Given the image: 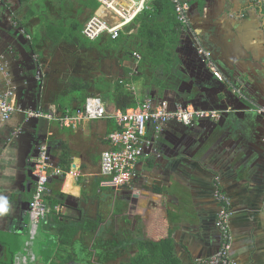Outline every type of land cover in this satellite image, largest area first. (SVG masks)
<instances>
[{"label": "crops", "instance_id": "obj_1", "mask_svg": "<svg viewBox=\"0 0 264 264\" xmlns=\"http://www.w3.org/2000/svg\"><path fill=\"white\" fill-rule=\"evenodd\" d=\"M1 1H6L12 12L10 15L4 12L0 22L4 27L0 28V58L6 62L0 66V96L7 91L9 76L24 84L26 68L31 71L35 65V74L40 70L44 74L39 78L42 101L49 90V94L60 91L62 99L67 100L61 107L64 110L78 105L79 94H65L72 76L111 83L121 80L137 102L154 97L167 100L170 108L175 105L168 88L185 90L192 75L199 86L208 93L212 91L211 95L227 86L231 89L224 76L221 81L210 74L208 61L221 73L233 71L237 75L235 82L240 84L232 89L234 97L227 101L226 108L212 106L220 111L216 120H196L185 127L172 122L165 124L152 149L155 152H146L138 160L137 176L125 188L104 186L99 173L100 153L109 147L106 135L116 127L113 121L90 120L70 128L40 119L38 136L50 142L47 145L42 142L40 146L50 147L53 165L64 171L49 179L44 201L48 205L53 197L58 203L53 211L49 207L47 217L39 224L41 231L58 239L54 217L62 215L64 222L77 228L74 249H81L85 256L89 251L95 258L106 257L108 253L134 259L149 252L141 251L149 246L148 242L156 249L164 242V251L170 250L176 260L164 258L163 264H208L200 260L213 255L221 242L214 223L215 211L220 207L215 197L218 192L226 197L233 214L228 220L232 237L230 257L238 264H264V123L251 131H238L234 141L221 113L244 106L249 109L258 104L264 106V0H189L188 24L182 25L176 19L172 27L167 13L158 14L155 31L150 34L149 28L146 32L155 43L149 38L147 45L149 49L156 45L152 57L160 61L163 58L166 67L152 66L148 59L143 71L138 68L141 58L137 60L132 55L123 59L122 54L104 49L96 53L95 49L78 47L72 41L74 38L70 36L81 34L84 23L94 14L116 20L100 0ZM122 1L127 4L129 0ZM153 3L150 0L148 8ZM15 13L26 23L29 43L18 32L17 19L13 20ZM130 25L124 26L123 31L131 33L139 26L137 23L125 30ZM50 29L63 36L53 39ZM12 34L23 42L19 57L11 53L9 41H16L11 40ZM199 47L210 51L209 60L199 54ZM148 48L145 49L149 51ZM183 65L188 69L186 83L182 82L180 71ZM92 66L105 74H89L96 71ZM30 71L27 78L34 74ZM156 77L163 84L155 85ZM168 83L171 85L167 86ZM101 91L93 96L101 98ZM11 101L15 104L14 96ZM44 104L39 105L40 110L62 111L58 103ZM105 104L108 109L115 108L108 106V102ZM22 119L18 112L8 121L0 118V204L6 202L7 206V211L0 213V232L25 234L28 230L30 234L25 202L31 200L34 189L35 180L28 170L30 159L35 157L29 155L32 140L29 142L26 134L32 131V126L23 127ZM19 128L23 134L17 140L11 133ZM233 143L238 155L236 148L232 150ZM64 152L68 154L67 167L61 164ZM148 153H156L157 158L150 159ZM70 168L80 175L68 173ZM21 211L27 221L25 216H10Z\"/></svg>", "mask_w": 264, "mask_h": 264}, {"label": "built area", "instance_id": "obj_2", "mask_svg": "<svg viewBox=\"0 0 264 264\" xmlns=\"http://www.w3.org/2000/svg\"><path fill=\"white\" fill-rule=\"evenodd\" d=\"M111 11L115 21L107 19L100 14L90 16L81 29V35L94 40L102 34L111 39L117 38L124 30V26L131 23L137 14L149 7L150 0H129L125 4L122 0H100ZM176 19L182 25L188 24L189 0H170ZM199 54L209 60L210 51L203 47L198 48ZM133 56L139 60L140 54L136 51ZM208 67L213 76L224 81L222 73L208 61ZM240 89V88H238ZM239 92V90H238ZM12 91L7 90L0 96V118L8 121L19 108L11 101ZM250 110L264 114V106L253 105ZM28 117L56 121L61 127L75 128L84 121L108 119L114 122L115 128L106 135L109 147L100 153L99 173L104 186L125 188L137 176V162L148 151H153V143L159 138L165 124L179 122L184 126L192 125L196 120L208 118L216 120L220 111L216 109H196L192 105L183 107L177 104L170 108L165 99L146 97L137 102L136 106L125 109H108L105 102L98 96H88L81 105L60 112L54 110H25ZM150 126L151 134H148ZM153 149V150H152ZM51 154L46 145L40 146L39 155L32 159L34 162L32 172L36 176L34 189L29 204L28 218L30 234L37 233L39 224L47 217L50 211L44 197L48 192L49 179L62 175L63 170L53 165ZM68 173L75 177L80 175L78 170L70 168ZM215 197L220 202L216 214L215 226L220 235V247L210 257L200 260L208 264H238L230 257L232 237L228 227V220L232 211L228 208V200L216 192ZM58 210L57 207H55Z\"/></svg>", "mask_w": 264, "mask_h": 264}, {"label": "trees", "instance_id": "obj_3", "mask_svg": "<svg viewBox=\"0 0 264 264\" xmlns=\"http://www.w3.org/2000/svg\"><path fill=\"white\" fill-rule=\"evenodd\" d=\"M172 10L174 9L172 8L170 0H154V3L150 6V8L142 10L132 20L131 22L132 25H130V27H126L125 30H129L133 28L135 24L138 23L139 25L138 28L132 31L131 33L122 31L120 35L115 39H111L107 34H102L94 40L85 39L82 37L80 33H74L70 37L74 38V40L72 41L74 42L75 45H78V47H90L91 50L95 49L96 53L98 52L101 53L103 52L102 50L104 49L107 52H110L111 54L112 53L117 55L122 54L123 59L132 56L133 52L136 51L141 56L140 62L138 64L139 71L141 70L143 71L146 68L147 64L149 63V60L152 61L153 64L152 66L156 65V67H160L162 65L163 67H166L165 66L166 61L164 62L163 58L162 61H160L154 59L155 57L154 58L152 57V54L156 53V51L154 52L155 50L154 48L156 47V45L153 46L154 48L151 49L148 48L147 39L150 38L149 40L151 41L152 44L155 43V41L153 40L152 42V38H151L152 36L150 37L149 34H146V32L149 28L151 30L150 34H152L155 31V27L159 23V21H157L158 14L159 16H162L163 12L167 13V15L169 16L168 17L169 23H171V27H172L174 21H176V16L175 14L173 16ZM50 30L52 32L50 37H54L53 39L57 40L58 37L63 36L62 33L56 32L55 29H50ZM74 30H76V28ZM145 48H148L149 51L146 50ZM162 66L161 68H163ZM149 71H152V69L149 68ZM69 80H70L69 90L65 92V94L66 95L67 93H70L71 95H73V93L79 94L80 96L76 98L78 100L77 101L78 105H81L84 102L86 96H93L97 94L98 91L100 92L101 89L104 92H107L109 96L111 95L113 98L111 100V103L108 102V106L111 105L115 108L125 109L128 107H134L137 104V97L134 96V94L126 88L124 81L117 80L111 83L110 81L104 82L101 79L102 82H99L98 79L91 81L87 79H81L75 76L70 77ZM154 81L156 83L155 85L157 86L163 84L162 79L159 77H156L153 80V82ZM49 91H48V95H45V98L43 99L44 101H42V103H45L44 105L50 103H56V104L58 103L59 108L62 109L63 111L64 109L61 107L63 106V104L66 103L67 100L62 99V95L60 94V91L58 92L52 91L50 94ZM67 155H68L67 152H64V154L61 156V164L64 165L65 167L69 166ZM57 203L58 201L56 199H53V197L52 200L51 198H49L48 205L52 211ZM64 220L65 217L62 215H57L56 217H54V221L55 223H57L56 234L58 238L54 240V242L56 243V248L54 250L56 251V253H61V251L66 252L67 254L70 255L71 260L75 259L74 256H77V260L80 262L84 259L85 254L81 252V249L80 251L74 249V245H75L74 243L76 241L75 235L77 233V228L70 227L68 223L64 222ZM2 243L3 242L0 241L1 246H3ZM159 244L160 246L156 249L154 246H151L152 242H148L147 245L149 246L142 247L141 251H147V252L151 251V253L149 252L147 254L142 253V256H138L137 258L134 259L130 258L128 262L122 264H163L164 258L165 259L169 258L171 262L172 260L175 261L176 258L174 256H171L170 250L164 251V242H160ZM63 261L64 260L60 261L59 263ZM12 263H13V259L11 257L10 264Z\"/></svg>", "mask_w": 264, "mask_h": 264}, {"label": "water", "instance_id": "obj_4", "mask_svg": "<svg viewBox=\"0 0 264 264\" xmlns=\"http://www.w3.org/2000/svg\"><path fill=\"white\" fill-rule=\"evenodd\" d=\"M7 4V5H6ZM9 7V8H8ZM11 7L10 5L6 2V1H1L0 2V22L4 17V12L9 13V15L11 14ZM17 19V23L19 26H17L18 32H20V34H22L23 39L26 40L27 43L30 42L29 39V35L28 33V29L26 28V23L25 21H21L17 14L15 13L13 15V20ZM17 25V24H16ZM0 28L4 27L2 25H0ZM15 32V31H14ZM11 40H16V41H9L11 44V53L14 56L17 55V57H19V46L22 47L23 46V42L19 40V38H17V34H12L11 36ZM31 53L34 55V51L31 50ZM5 60L0 58V66L3 67ZM6 63V62H5ZM6 65V64H5ZM35 68L36 65L34 66V68L30 70H28V67L25 70V75H24V80L26 81L24 84L20 83V81L15 82L13 81V79L11 78V76H9V78H7L6 80H8L7 86H6V90H11L12 91V95L11 98L14 96L15 98V106L16 108H19L18 112L22 117V124L23 127L28 126V128L32 126V131L31 132H27L26 134H28V141L30 142V140H32V144L30 143V151L32 150L30 157H37L39 155V148H40V143L44 142L46 145L49 144L50 142L44 139L40 140L41 137L38 136V132L40 131V127H39V121L40 119L35 118V117H28L25 113V110H32V111H36L39 108V105L42 103V94H41V81H39V78H43L44 74L43 72L35 74ZM4 69V68H2ZM6 69V68H5ZM38 70V68H37ZM210 70V69H209ZM28 71H30V73H34L31 75L30 78L28 77ZM180 71L183 73V77H182V82L186 83V73L188 71L187 66H182V68L180 69ZM209 72V71H208ZM212 74V73H210ZM223 76L229 81L230 83V87L231 89H228L229 87H224V89L220 90V91H213V95H211V90L209 88V83L208 88L211 91L210 93H208V91L206 89H204L202 86H199L197 82H195V77L190 76V81L187 84V87L185 88V90L181 89H172L171 87H169L168 91H170V97H171V101H173V104L176 106L177 104H181L183 107H185L186 105L190 104L192 105L194 108H198V109H213L212 106L219 107V108H226L227 105V101H229L230 98L234 97L233 91L235 87H239L240 84L239 82H235L234 80V72L230 70V72H227L225 70H223ZM38 76V79L35 80V77ZM237 76V75H236ZM242 78V77H240ZM10 81V82H9ZM33 81V84H32ZM10 83V84H9ZM171 83H168L167 86H170ZM232 91V92H231ZM166 92V91H165ZM165 92H163L164 94H166ZM219 92V93H217ZM14 94V95H13ZM154 94H152L153 96ZM167 99V98H166ZM259 105V104H258ZM174 106V107H175ZM248 108V109H246ZM15 112V113H16ZM222 115H224V119H225V127L228 131V133H231L233 136V140L235 141V136L237 135L238 131L243 132L244 130L247 131H251L253 130L257 125L263 124L264 123V114H260L257 113L256 111H252L249 109V107L244 106L241 109H236L235 110H231L230 112H226V110H224L223 112H221ZM225 113V114H224ZM199 120H210L208 118H203V119H199ZM175 123V122H172ZM176 124L180 125V126H184L181 123L177 122ZM215 125H217L215 123ZM185 127V126H184ZM25 129V128H23ZM13 133H11L12 136H14L15 139L19 140L20 136H22L23 134V130L21 128H19L17 131H13ZM10 135V136H11ZM161 135V133H160ZM160 135L159 138L155 139L154 144H156V142L160 139ZM46 136L43 135V138H45ZM44 140V141H43ZM159 144V143H158ZM29 146V144H28ZM48 148V153L50 154V150H49V146H47ZM237 150V152L235 151V154L238 155L237 153L239 152V150L237 149L236 145L233 143L232 146V150ZM151 152V151H148ZM155 152V151H153ZM146 154V153H145ZM144 154V155H145ZM149 154V158L155 160L156 157V153H154L153 155ZM28 155V154H27ZM144 155L142 157H144ZM161 157V156H160ZM30 163L31 166L33 167L34 162L31 161L30 159ZM31 166L28 170V174L30 175V177L34 180H36V176L32 173L31 171ZM25 203H27V208H26V212L29 210V204L30 201H26ZM233 215V214H232Z\"/></svg>", "mask_w": 264, "mask_h": 264}, {"label": "rangeland", "instance_id": "obj_5", "mask_svg": "<svg viewBox=\"0 0 264 264\" xmlns=\"http://www.w3.org/2000/svg\"><path fill=\"white\" fill-rule=\"evenodd\" d=\"M94 52H92L93 56ZM91 68L95 69V73H89L91 75H96L100 76L103 73V71L100 69H96L94 66ZM90 68V69H91ZM89 69V70H90ZM91 69V70H93ZM108 72L107 75H110V67L108 65ZM90 70V71H91ZM90 75V76H91ZM101 98L103 99L104 102H109L111 103V100L113 99L112 96L104 91H101ZM28 220V218H27ZM27 223V222H26ZM44 238V239H43ZM54 234H46L44 231H41V227H38L37 233L34 235V237L29 234V231L26 230L25 234L19 233H12V232H0V241L3 242V256L0 257V264H10L11 262V257L14 260V264H37V262L32 260V258H39L40 255H45V260L40 257V262L39 264H47V259L48 257L51 256V259L53 258V263H59L62 261L59 256L60 255H65L62 253L56 254L55 248H56V243L54 242ZM92 253V252H91ZM78 254V253H77ZM86 257L90 258L91 261H93L94 255L91 254L90 252H86ZM16 258V260H15ZM26 258V259H25ZM59 258V259H58ZM123 261L126 260L125 257L122 258ZM97 260L96 262H98ZM84 262L87 261H82L83 264ZM110 263V262H108ZM112 264V263H111ZM117 264V263H115Z\"/></svg>", "mask_w": 264, "mask_h": 264}, {"label": "flooded vegetation", "instance_id": "obj_6", "mask_svg": "<svg viewBox=\"0 0 264 264\" xmlns=\"http://www.w3.org/2000/svg\"><path fill=\"white\" fill-rule=\"evenodd\" d=\"M69 1V0H68ZM33 173V172H32ZM29 200H30V198H29ZM26 207H28L27 205H26ZM26 210V209H25ZM217 211H215V217H214V223H215V219H216V213ZM14 214H16V216L18 217V218H21V217H24L26 214H25V212L24 211H21V212H18V213H11V217H13L14 216ZM24 220H26V216H25V218H24ZM27 221V220H26ZM25 221V222H26ZM107 252H109V250L107 251ZM56 253V252H55ZM61 253L62 254H65V255H60L59 256V258L61 259V260H64L63 262H61V263H58V264H83L82 263V261L84 260V261H87V262H84L85 264H115V263H117V264H119V263H126V262H128L129 261V257L127 258V257H125L126 258V260H124L123 261V257H121V256H119V255H114V254H112V255H108V253L106 254V257H97V258H95V257H93V261H91L90 260V258H87L86 256L84 257V259L82 260V261H78L77 260V256H74L75 257V259H70V255L69 254H67L66 252H62L61 251ZM86 253V252H85ZM110 253V252H109ZM56 254H59V253H56ZM91 254H93V252L91 253L90 252V255ZM68 255V256H67ZM40 257L41 258H43L44 260H45V255H40L39 256V258H32V260L34 259V261L35 262H37V264H39V263H41L40 262ZM58 258V259H59ZM26 259V258H25ZM97 260H99L98 262H96ZM53 258L51 259V256L50 257H48V259H47V264H54L53 263ZM39 262V263H38ZM108 262H110V263H108ZM55 264H57V263H55Z\"/></svg>", "mask_w": 264, "mask_h": 264}, {"label": "clouds", "instance_id": "obj_7", "mask_svg": "<svg viewBox=\"0 0 264 264\" xmlns=\"http://www.w3.org/2000/svg\"><path fill=\"white\" fill-rule=\"evenodd\" d=\"M6 211H7L6 202L4 204H0V213L6 212Z\"/></svg>", "mask_w": 264, "mask_h": 264}]
</instances>
